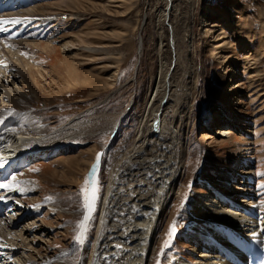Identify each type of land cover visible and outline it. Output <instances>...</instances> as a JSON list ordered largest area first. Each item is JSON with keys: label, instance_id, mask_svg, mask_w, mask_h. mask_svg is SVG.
Wrapping results in <instances>:
<instances>
[{"label": "rangeland", "instance_id": "obj_1", "mask_svg": "<svg viewBox=\"0 0 264 264\" xmlns=\"http://www.w3.org/2000/svg\"><path fill=\"white\" fill-rule=\"evenodd\" d=\"M12 1L18 3L24 0H0V5L12 4ZM57 1L62 0H26L25 5L29 6L25 8ZM167 1L170 2L130 0L123 6V15L104 17L103 26L93 24L90 15H87L86 20L80 19L76 23L69 22L67 16L62 18L56 15L47 24L39 26L41 34L35 39L27 36L25 44L15 46L9 42L3 43L4 47L14 52L10 55L14 67L26 69V74L29 67L32 69L27 82L21 75L15 84L10 82L5 89L11 100L17 99V90L31 98L26 111L19 115L15 112L17 116L12 111L14 118L12 116L7 123H22L27 127L28 122V129L45 131L41 135L45 143L43 147L33 149L22 146L24 151L31 150L33 153L29 161L24 164L17 161L11 164L3 162L2 167L11 165L12 169L0 170V184L9 183L13 176L22 172L19 179L11 181L13 189L29 178L14 195L15 199L7 212L0 213V221L6 222L1 224L4 229L7 222L12 223L23 214L30 213L18 225L14 221L12 230L18 236L20 232L30 229L28 224L33 222V232L27 235L31 241L28 249L32 251V258L17 250L6 259L10 263L90 264L96 251L102 204L111 173L120 166L119 160L125 159L137 142L138 128L149 113L157 88L161 92L155 104L168 108L165 120L172 115L175 117L172 125L174 140L171 142L182 140L187 150L184 162L181 161V165L185 166L182 179L166 208L169 216L165 217L154 246V253L160 257H153L152 264H159L160 260L170 264V258L165 256L168 248L178 247L180 254L187 255V259H195L193 252L198 251L196 244L188 240L186 224L184 228L179 226L182 215L201 216L194 213L192 207L195 206L194 197L208 193V183L199 179L203 174L214 175L212 182L219 190H226L225 193L238 192L237 196H233L238 203L245 201L243 204L248 206L256 203L252 207L255 210L253 212L257 219H264V0H174L171 23L176 54L173 49L167 50L168 45L163 48L168 29L161 15L167 7ZM212 9L222 10V14L218 16V13H214L215 17L212 18ZM212 23L219 29L218 35L228 37L222 58L211 56L214 50V43L209 42L212 34L204 33L205 28ZM30 25L23 30L30 31ZM85 25H88L89 31L99 33L101 29L106 32L100 40L91 39L95 43L103 42L107 47L106 57L94 64L75 68L65 61L63 39ZM70 26L74 29H69ZM52 29H57V32L52 33L51 37ZM16 30H11L10 35ZM164 36L165 41L161 43ZM59 37L61 40L58 41ZM101 62H104L103 72H99ZM116 65L120 67L118 76L115 81H110L109 77L116 71L113 68ZM71 70L76 73V79L70 78ZM85 72L95 78H85ZM233 73H236V78L232 76ZM6 74L9 76L11 72ZM170 76H173V82L168 95V87L165 92L163 90L168 86ZM86 80L90 82L87 85ZM233 84L238 85L233 87L232 92H227ZM163 93L168 98H164ZM8 108L12 109L13 104L0 94V110ZM158 112L161 113V109ZM228 115L237 116L234 120L237 124L224 126L225 123L220 125L216 122L218 117L227 119ZM161 121L163 131H166L168 128L163 116ZM227 121H231V118ZM65 126L74 128L75 139L70 142L62 140L63 136L56 138ZM225 133L230 135V139L224 136ZM207 134L209 139L204 137ZM72 161L75 163L68 166ZM92 164L102 168L98 171L97 185L92 186L90 182L85 192L83 190L86 181H90ZM224 170L231 175V179L219 184L218 174ZM113 181H117V178ZM91 188L97 192V198L91 212L92 220L83 230V243H80L76 237L82 232L79 222L84 218L82 212L85 211L84 205ZM18 205L22 210L18 208L16 211ZM173 225L177 231L170 239ZM13 238L15 236L10 237V240ZM5 244L1 242L0 248L17 246V242L13 243L14 246ZM18 259L20 261H16Z\"/></svg>", "mask_w": 264, "mask_h": 264}, {"label": "bare ground", "instance_id": "obj_2", "mask_svg": "<svg viewBox=\"0 0 264 264\" xmlns=\"http://www.w3.org/2000/svg\"><path fill=\"white\" fill-rule=\"evenodd\" d=\"M25 1L26 0L18 3L12 1V4L4 3V5H6V10L0 14V21H3L0 23V94L5 98H8L9 102L13 104L12 109L8 108L0 110V140H2L0 141V165L2 164V166L3 162L11 164L17 161L20 164H24L29 161V159L33 156V153H31V150L24 151L22 146L39 149L45 144L43 143L44 139L41 137V135L45 133L43 129H28L30 126V123L28 122H26L28 124L27 127L21 125L22 123L16 125L7 123L11 121L10 118L13 116V110L15 116H17V114H23V112L26 111V107L28 105L27 103L30 102L31 98L17 90L15 94L17 99L11 100V97L7 95L5 89L9 87L10 82L15 84L18 76L21 75H23L27 82V77L31 75L32 69L30 67L27 69V74L29 73L27 76L26 69L21 68L20 66H18V69L14 67L10 61V55H13L14 52L4 47L3 43L9 42L12 45L22 44L26 42L27 36L31 39H35L41 34L38 30L39 26L47 24L48 20L52 19L56 15L61 16L62 18L67 16L69 17V22L74 21L75 23L80 19L86 20L87 15H90L89 18L93 24L103 26L105 22L104 17H120L121 14L123 15V6L130 2V0H62L50 4H41L31 8H25L29 6L25 5ZM32 1L33 0H31V2ZM174 2L176 1H167V7L162 11L163 13L161 17L163 18L162 21L167 23L166 26L168 29V37L166 39V44H163V48H166L165 46L168 45L167 50L172 51L173 49V53L176 54L177 46L175 44L176 40L174 39L175 34L172 32V30L174 31V28L171 23L173 9H175ZM12 9L15 11L11 12ZM81 12H86V14H82ZM211 12L212 13L210 14L212 18L215 17L213 15L214 13H218V16L222 14V10L219 9L217 11L212 9ZM13 19H18L20 23H8V21ZM33 21L35 23L32 24V26L29 24L31 26L29 29L34 32H30L28 29L23 30V28L29 26L28 23ZM61 21L64 22V19ZM80 26L82 25H79L78 27ZM14 28H17V30L10 35L9 32ZM69 29L73 30L74 27L70 26ZM175 30L177 31V29ZM218 30L219 29L216 28V25L212 23L210 26L205 28L204 33L212 34L210 37L212 39L209 40V42L214 43L212 44L214 50L212 51L211 56L222 58V50L225 47V44H227L228 37L225 35L222 37L218 35ZM99 31V33L89 31L88 25H85L76 33L71 34V32L70 35L64 37L66 39H63L64 43L62 44V51L66 54L65 61H67V64L70 63L75 68L83 67L102 61L106 57L105 51L107 47L103 45V42H101L102 44L99 42L95 43L91 40L95 38L100 40V38L102 39V37L106 34V32L101 29ZM54 32H57V29H52L50 34L51 37ZM170 35L172 38H170ZM16 36H19V38L15 39ZM61 37L58 38V41L61 40ZM11 39L18 41L14 42ZM164 41L165 36L163 37V41L161 43ZM140 48L142 50L141 43ZM69 55L71 56L68 57ZM97 57H100V59H97ZM247 59H249L248 56ZM100 64L102 67L99 72H103L104 62H101ZM126 65L128 66L127 61ZM113 68L116 69V71H114L109 77L110 81L116 80L120 70L119 65H116ZM6 72H11V75L8 76ZM71 73L70 78L76 79V73L73 70H71ZM190 74L188 75L190 76ZM232 76L235 77L236 73H233ZM87 77H93L92 79L95 78V76L85 72V78ZM172 77L173 76H170L167 82L168 86H165V90H163L165 92L168 87V95H170L171 92V84L173 82H171ZM89 83L90 82L86 80L85 84L87 85ZM236 86L233 84L227 92H232L233 87L235 88ZM160 92L161 91H159L158 88L154 91V97L152 99V104H150L149 113H147L146 117L142 119L144 122L141 123L138 128L136 138L137 142L133 144V147L127 154V157L119 160L120 166H118L117 169L111 173L110 182L103 201L104 203L102 204L103 207L101 206L102 216L100 217L102 220L100 223L101 226L98 227L99 233L97 232L96 251L90 264H152L153 257H160H157V254L154 253L156 247L155 243L157 241V237H159L158 235H160V230L165 222V217L167 215L169 216L166 208L172 199L176 186L182 179L185 166L183 167L181 165V161L184 160V155L187 150L182 140H177L176 143L171 142L174 140L173 135L175 131L172 130V125L173 118L175 117L172 115L170 119L165 120L164 117L168 116L166 111L168 108H165V105L162 106L155 104V100L160 95ZM164 94L165 93H163L162 96ZM168 95H165V97L168 98ZM159 109H161V113L158 112ZM15 112L18 113L16 114ZM162 116L164 124H166L168 128L166 131H163L164 128L161 121ZM230 118L231 121H227ZM235 119H237V116L231 117L228 115L227 119L218 117L216 122L220 123V125L225 123L224 126H227V124L235 125L237 124V122H234ZM61 131L63 132H61L60 135H57L58 137L56 138H62L63 136L64 138L62 140L69 142L70 140L75 139L73 127L65 126ZM208 136V134L204 135L205 138L209 139L210 137ZM224 136L230 139V135H226L225 133ZM74 163L75 162L72 161L68 164V166H72ZM183 164L185 165V163ZM7 168L12 169L11 165H7L6 167H2L0 170ZM101 168L102 167L100 165L96 167L95 176L90 175L93 171V168H91L89 178L92 186L97 185L98 171ZM218 175L220 181L216 182L219 184L220 182L224 183L231 179V175L225 172V170L224 172H219ZM21 176L22 172L16 176V180ZM212 176L209 174H203V176L201 175L199 177L202 182H205L206 184L208 183L207 186L209 188L207 191L208 193L199 195V200L196 198L197 196L194 197L196 201L194 200L195 206L193 205L192 210L194 213L201 214V216H197L196 214L190 216L182 215L183 219L182 221L180 220L179 227L181 228L183 226L184 228V224H186L185 227L188 231V240H191L196 244V250L198 251L197 253L193 252L195 259L189 260L186 257L187 255L183 256L180 254L177 246L175 249L168 248L169 251L165 254V256L170 258V264H264V219L259 220L254 214L253 211L255 210H253L254 208L252 209V207L253 205H256V203L251 206L243 204L245 201L241 200L240 201L242 203H238L235 201L233 196H237L239 193L235 191L225 193L226 190H219V187H215L213 185L212 180H214V177ZM115 178H117V181H113ZM27 179L23 181L24 184H17V189H13L11 191L7 189H0V192L2 193L0 203L4 202V204L0 205V207H2V209H0V213L3 211L7 212V210L11 207V202L15 199L14 195L25 186ZM11 181L12 178L9 183L13 184ZM93 192L94 189L91 188L88 192L89 198L92 196ZM95 194L97 198V192H95ZM6 201L10 202L5 203ZM21 202L23 203V199ZM95 202L93 203V208ZM18 208L19 210H22V208L18 205L16 211ZM199 208H201V210ZM82 213L83 217L88 214L86 211H83ZM29 215L30 213H25L20 216L18 220H12L15 222L17 221L15 225H18ZM14 221H12V223L7 222L6 229L1 227V224L6 222L0 221V241L9 245H13L14 242H17V248L14 245V247L9 246L10 248L6 249L3 247L0 248L1 264H12L7 260L13 253L17 252V250L27 253L29 257L32 258V251L28 249L31 241L28 240L29 237H27V235L28 233L33 232V222L28 224V227H31L30 229L28 228L25 232H20V235L18 236L16 235L17 232L13 233L12 230ZM40 231H42V229ZM12 236H15V238L10 240V237ZM16 261L20 260L18 259ZM34 262H24L22 264H34ZM72 263L75 262L73 261ZM161 263L166 264L164 261L162 262L160 260L159 264Z\"/></svg>", "mask_w": 264, "mask_h": 264}, {"label": "snow or ice", "instance_id": "obj_3", "mask_svg": "<svg viewBox=\"0 0 264 264\" xmlns=\"http://www.w3.org/2000/svg\"><path fill=\"white\" fill-rule=\"evenodd\" d=\"M2 22L3 21H0V23H2ZM8 23H20V21L18 19H13V20L8 21ZM99 159H100V154H98V156H97V163H99ZM0 167H2V165H0ZM96 167H97L96 165L93 166V171L90 174L91 176H95ZM12 180L15 181L16 177L13 176ZM89 184H90V181H86V186H85V189L83 191L87 192ZM13 187H14V185L11 184V183L0 184V189L12 190ZM95 200H96L95 191L93 192V194H92V196L90 198H86V202H85L84 208H85V211L88 214L84 216L83 220L79 224V228L82 230V232H81L80 235H78L76 237L77 242L83 243V230L86 229L87 223L91 219V212L93 210V203L95 202ZM176 231H177L176 226L173 225V227L171 229V233H170V239H171V236L174 235Z\"/></svg>", "mask_w": 264, "mask_h": 264}]
</instances>
